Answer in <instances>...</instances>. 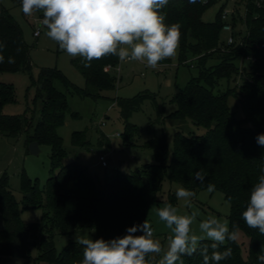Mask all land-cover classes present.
Instances as JSON below:
<instances>
[{
  "label": "trees",
  "instance_id": "obj_1",
  "mask_svg": "<svg viewBox=\"0 0 264 264\" xmlns=\"http://www.w3.org/2000/svg\"><path fill=\"white\" fill-rule=\"evenodd\" d=\"M13 1L21 4V0ZM215 1L197 0L193 4L189 0H169L167 6L160 9L166 17V24L180 26V62L187 64L186 56L192 53L199 68L198 77H192L171 98L177 104L172 116L190 117L206 129L204 134L176 132L170 159L167 158V138L163 135L145 143V147L155 150L154 162L130 173L115 172L104 182H100L88 167L79 162L63 164L66 151L57 127L64 123L68 102L66 94L57 90L53 82L59 79L73 93L97 99L103 91L115 88L112 74L106 70L107 66L115 67L119 63L115 55L93 60L91 67L87 68L81 59L74 60V65L85 77V88L72 84L56 68L41 69L36 96L42 99L43 105L37 122L34 115L26 112L14 115L3 113V106L14 101L15 89L0 80V136L24 137L27 145L32 141H37L40 146L49 145L53 168L44 191H40L37 185L29 184L25 176L22 182L23 191L32 193L22 203L23 207H44L42 223L26 224L23 221L21 204L10 189L7 172L1 176L0 218L4 221V228L0 231V258H29L28 247L34 242L40 250L36 258L38 263L78 264L83 259V246L71 241L58 252L54 242L56 232L69 235L87 227L95 231L97 239L109 241L122 237L127 228L148 220L151 205L160 201L158 192L168 177L195 193L208 188L211 183L230 202L229 230L236 224L240 232L249 236L250 255L245 260L239 242L226 241L218 250L223 252L225 248H231L232 255L219 264H259L257 254L264 245V236L245 224L242 212L252 186L258 182L260 175H264V147L256 141L259 134H264V0H246L243 17L246 33L240 42L232 44L222 37L224 6L215 21L203 19L204 13ZM39 16L43 18V13L39 12ZM233 35L236 34L233 32ZM0 43L4 44L2 54L5 57L4 63H0V74L32 70L30 46L19 23L1 0ZM10 56L14 57L15 63L7 62ZM240 58L248 60L249 66L239 91L234 87L221 90L222 80L230 83L238 76L240 69L237 61ZM210 59L218 62L207 65ZM230 96L241 102L244 118L238 119L231 110L228 104ZM147 99L156 101L148 93L117 99L125 120L122 133L125 144L131 143L139 134V127L129 120ZM72 142L74 145H85L84 133L75 131ZM200 170L206 173L202 184L194 179L195 172ZM201 243L210 244L211 241L205 239ZM150 258L151 254L147 257L148 264ZM182 260L183 264H203L199 251L192 256H183Z\"/></svg>",
  "mask_w": 264,
  "mask_h": 264
},
{
  "label": "rangeland",
  "instance_id": "obj_2",
  "mask_svg": "<svg viewBox=\"0 0 264 264\" xmlns=\"http://www.w3.org/2000/svg\"><path fill=\"white\" fill-rule=\"evenodd\" d=\"M2 4L10 11L19 23L24 38L30 46L32 70H20L17 72H2L0 80L10 84L15 89V99L6 103L2 111L5 114L28 113L35 116V122L40 119L42 99L37 98V79L43 68H56L60 70L68 80L79 88H85L84 75L74 65V60L80 57H71L61 50L54 41L45 35L47 29L41 27L38 37L34 35L37 26L39 12L34 11L31 16H25L21 10V4L13 0H1ZM246 0H216L204 13V21L213 22L222 6L224 10L231 12L228 15L232 24L234 41L240 42L246 33L243 17L245 16ZM234 17L236 19H234ZM228 33L223 32L222 37ZM187 64L180 62V46L176 55L160 62L157 69L146 66L139 61L125 60L110 70L115 88L105 90L102 96L94 99L84 97L68 90L66 85L59 79L53 82L54 87L66 94L68 111L62 125L57 127V133L63 138V148L66 156L63 164L79 162L88 167L93 175L104 182L115 172L130 173L142 168L144 165L154 162L155 150L145 147V143L155 137L163 135L167 138L168 153L170 159L174 149L176 132L185 134H204L206 129L197 125L190 117L174 118L172 113L177 110V104L171 98L179 90L186 86L192 77H198L199 68L196 57L192 53L186 56ZM218 62L210 59L207 65ZM239 74L232 78L229 83L224 79L221 82V90L234 87L239 91L240 84L247 76L246 67L248 60L240 58L238 61ZM140 93H148L155 98L147 99L140 110L133 113L130 122L139 127L138 136L132 142L125 144L122 133L125 130V120L117 99L133 98ZM228 104L238 119L245 117L241 102L234 96L228 98ZM76 114V115H74ZM75 131L84 133L85 145H74L72 135ZM52 149L49 145H41L38 154H32L24 137L0 136V178L7 172L9 185L16 199L21 204V217L26 224L44 222V207H23V202L32 196L31 192L23 191L22 182L25 179L29 184L37 185L40 191H44L49 177L52 174L51 164ZM105 155L108 165L103 166L100 156ZM58 170L56 169L55 172ZM184 187L170 178H165L158 192L159 202L151 205L148 221L154 228V238L159 239L164 251H167L171 229L166 227L165 222L160 221L157 209L171 204L178 209L180 215L196 214V219L191 225L192 231L198 236L204 235L199 230V223L208 217H215L221 221L228 220L231 204L225 194L220 190L208 191L201 189L191 198V207H187L184 201L176 197V190ZM189 190V189H188ZM43 198L44 199V194ZM174 199V200H173ZM44 202V200H43ZM4 228V221L0 218V231ZM87 236L96 240V233L91 228H80L69 235L56 232L54 237L55 247L61 252L71 241L76 242V237ZM241 246V254L245 260L250 255V238L246 233L240 232L237 240ZM28 257L2 256L0 264H47L38 263L36 258L40 254L38 246L31 242L28 247ZM163 252L159 255L151 254L150 264H159Z\"/></svg>",
  "mask_w": 264,
  "mask_h": 264
},
{
  "label": "clouds",
  "instance_id": "obj_3",
  "mask_svg": "<svg viewBox=\"0 0 264 264\" xmlns=\"http://www.w3.org/2000/svg\"><path fill=\"white\" fill-rule=\"evenodd\" d=\"M189 2L194 4L197 0ZM168 3L169 0H21V10L25 16L42 12L39 24L47 29L45 35L67 55L80 57L86 68L91 67L93 60L115 55L120 61H139L157 69L161 61L176 55L180 43V26L166 24V17L160 12ZM3 49L4 44L0 43V63L5 61ZM7 62L15 63L14 57H8ZM256 141L264 147V134H259ZM205 177L203 170L194 174L201 184ZM207 190L214 191L215 186L209 183ZM194 196L195 192L184 187L176 190V197L187 207H191ZM157 216L172 232L167 251L154 238V228L146 219L127 228L124 236L109 241L76 237V243L83 246V259L78 264H148L150 254L162 252L159 264H183V256L197 251L203 264H219L231 257L232 249H218L226 241H237L241 231L236 224L230 231L228 220L210 216L199 223L204 235L198 236L191 228L196 214L180 215L171 204L157 209ZM242 218L249 228L264 236V175L252 186ZM137 232L142 234L136 235ZM205 239L211 243L202 244ZM257 260L264 264V245Z\"/></svg>",
  "mask_w": 264,
  "mask_h": 264
},
{
  "label": "built area",
  "instance_id": "obj_4",
  "mask_svg": "<svg viewBox=\"0 0 264 264\" xmlns=\"http://www.w3.org/2000/svg\"><path fill=\"white\" fill-rule=\"evenodd\" d=\"M230 13L231 12H228V11L224 10L223 14H222L223 20L225 21L224 26H223V30H224V32L228 33V35L226 37V42L228 44H232L234 42V40H235L234 39V35H233V27H232V24L230 23L229 18H228V15H230ZM41 19L42 18H40V17L37 19L38 23H37V26H36V28L34 30V35L36 37H38L40 35V33H41V26L39 24V21ZM112 68L113 67L109 65V66L106 67V70L110 71ZM100 161H101L103 166H107L108 165L105 155H101L100 156Z\"/></svg>",
  "mask_w": 264,
  "mask_h": 264
},
{
  "label": "water",
  "instance_id": "obj_5",
  "mask_svg": "<svg viewBox=\"0 0 264 264\" xmlns=\"http://www.w3.org/2000/svg\"><path fill=\"white\" fill-rule=\"evenodd\" d=\"M29 150L32 154H38L40 152V145L37 141H32L29 144Z\"/></svg>",
  "mask_w": 264,
  "mask_h": 264
}]
</instances>
